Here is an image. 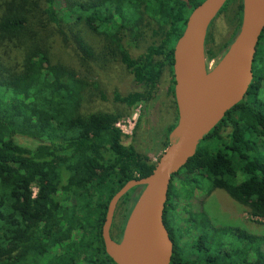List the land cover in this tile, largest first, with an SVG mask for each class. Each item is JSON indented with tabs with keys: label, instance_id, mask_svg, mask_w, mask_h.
Wrapping results in <instances>:
<instances>
[{
	"label": "trees",
	"instance_id": "16d2710c",
	"mask_svg": "<svg viewBox=\"0 0 264 264\" xmlns=\"http://www.w3.org/2000/svg\"><path fill=\"white\" fill-rule=\"evenodd\" d=\"M203 1L0 0V264H115L101 235L108 204L127 182L148 177L156 163L122 143L121 114L83 113L87 94L106 99L91 66L120 64L132 75L141 90L114 95L126 110L154 98L165 69L174 99L173 48ZM241 18L242 3L233 37ZM80 27L100 45L89 44ZM50 36L72 46L79 69L52 60ZM131 48L142 52L133 56ZM205 54L207 60L215 56ZM263 83L264 31L245 99L172 177L163 216L173 241L170 264H264V235L214 224L203 199L196 210L191 203L221 190L264 219V159L255 155L258 145L264 149V103L258 102ZM175 110L163 150L177 124ZM16 136L41 143L26 148ZM136 189L118 207H133Z\"/></svg>",
	"mask_w": 264,
	"mask_h": 264
},
{
	"label": "water",
	"instance_id": "95a60500",
	"mask_svg": "<svg viewBox=\"0 0 264 264\" xmlns=\"http://www.w3.org/2000/svg\"><path fill=\"white\" fill-rule=\"evenodd\" d=\"M227 0H204L192 10L185 28L173 48L174 99L178 120L168 135L169 146L160 156L152 173L143 179L127 182L110 200L101 235L106 254L115 264H170L173 241L163 216L169 186L175 176L194 155L197 145L225 117L226 113L244 100L253 81V64L260 36L264 31V0H242V18L236 40L221 62L238 57L234 71L217 83L201 89L191 67V53L203 43L208 28ZM142 187L125 223L122 237H111L116 207L131 189ZM141 215V240L133 246L132 225Z\"/></svg>",
	"mask_w": 264,
	"mask_h": 264
},
{
	"label": "rangeland",
	"instance_id": "374dc122",
	"mask_svg": "<svg viewBox=\"0 0 264 264\" xmlns=\"http://www.w3.org/2000/svg\"><path fill=\"white\" fill-rule=\"evenodd\" d=\"M241 3L242 0H230L225 10L209 26V41L206 42L205 39L203 43V66L205 71L214 70L236 40L237 35L233 37V30L238 14V7ZM80 30L89 44L95 48L100 45V39L82 27H80ZM47 40L51 46L53 61H60L79 69L77 55L73 51L72 46L63 44L57 37L53 38V36H50ZM231 40L232 43H229L228 47H225ZM210 50L215 56L213 59L207 60L205 53ZM140 52H142V49L131 48L133 56H137ZM91 68L97 74L99 90L104 93L106 99L102 100L96 91L87 94L82 109L83 113L108 112L121 114L122 116L117 122V127L123 135L122 143L126 146L132 145L139 152L148 155L153 162L157 163L160 156L167 149L163 150L167 130L176 120L174 102L169 93L171 85L170 71L165 69L161 81L157 86L155 96L150 102L139 104L126 110L123 105L114 102V95L118 93L123 96L141 90L134 82L132 75L120 64H114L103 70H100L98 65L91 66ZM258 102L264 103V90L259 93ZM229 131L230 127H227L222 134L226 135ZM15 141L19 145L30 149L35 148L41 143L36 139L22 136H16ZM255 155L260 159H264V149L260 145H258ZM173 182L174 184L177 183V177L174 178ZM142 189V187L137 188L132 197L134 198L140 194ZM202 199L204 209L214 224L239 226L252 234L264 235V219L251 216L248 207L235 202L225 192L215 190L208 196H195L191 200L193 210L197 209L196 206ZM132 204L130 202L128 205L119 207L117 205L116 207L110 232L112 237L118 241H120L122 236V234L119 236L120 228H124L129 216L126 209H130ZM177 215L181 218L184 217L181 209L177 210ZM185 240L184 238L182 242Z\"/></svg>",
	"mask_w": 264,
	"mask_h": 264
},
{
	"label": "bare ground",
	"instance_id": "6f19581e",
	"mask_svg": "<svg viewBox=\"0 0 264 264\" xmlns=\"http://www.w3.org/2000/svg\"><path fill=\"white\" fill-rule=\"evenodd\" d=\"M241 44L242 40L241 37H239L235 41V47L239 48ZM238 57L239 56H234L223 62H220L214 70L207 72L204 70L203 57L201 55L200 49H193L191 53V67L200 88L205 89L217 84L224 75L234 71L238 64ZM143 217L144 215H141L132 225L134 247H136L141 240L140 230L143 224Z\"/></svg>",
	"mask_w": 264,
	"mask_h": 264
},
{
	"label": "flooded vegetation",
	"instance_id": "af4514ba",
	"mask_svg": "<svg viewBox=\"0 0 264 264\" xmlns=\"http://www.w3.org/2000/svg\"><path fill=\"white\" fill-rule=\"evenodd\" d=\"M252 83H253V81H252ZM171 96V95H170ZM246 97V96H245ZM171 99H172V101L173 102H175V99H173V97L171 96ZM176 105V103H174V106ZM111 237H112V235H111ZM122 237V236H121ZM113 238V240L114 241H116V242H119L118 240H116V239H114V237H112Z\"/></svg>",
	"mask_w": 264,
	"mask_h": 264
}]
</instances>
